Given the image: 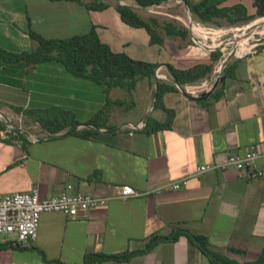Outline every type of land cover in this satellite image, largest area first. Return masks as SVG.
<instances>
[{"label":"crops","instance_id":"1","mask_svg":"<svg viewBox=\"0 0 264 264\" xmlns=\"http://www.w3.org/2000/svg\"><path fill=\"white\" fill-rule=\"evenodd\" d=\"M120 1L0 0V48L13 53L32 50L30 29L47 38L95 30L116 52L133 58L152 53L136 59L159 63L171 76L169 65L217 67L214 51L194 44L189 30L184 35L166 28L169 23L187 28L185 18L174 9L159 16L160 23L151 22L156 31L152 40L147 28L122 19ZM205 1L219 8L240 4L249 15L257 14L255 0ZM99 3L105 6L96 7ZM180 6L189 9L184 1ZM137 11L146 20L150 17L146 9ZM215 21L206 24L229 23L226 18ZM225 68L211 95L194 98L176 88L163 91L157 102L155 76L139 80L130 98L125 89L108 90L74 76L57 61L28 70L24 61H6L0 55V110L18 117L24 112L17 108L63 109L82 123L78 130L92 131L68 134V126L36 143L26 137H0V194L38 189L42 197H49L72 185L74 192L109 198L76 219L62 212L42 213L36 240L7 243L0 248V264H85L89 253L122 255L143 249L154 234L168 236L181 230L207 236L212 249L238 263L257 260L264 250V178L228 168L193 176L179 190L126 200L114 197L123 185L150 191L190 174L200 164L225 161L230 153L257 151L256 165L264 169V45L254 54L233 58ZM213 71L202 80L211 78ZM108 98L121 102L110 103L98 126L86 125ZM139 122L145 123L143 129L128 126ZM97 264L215 263L191 238L181 235L129 259Z\"/></svg>","mask_w":264,"mask_h":264},{"label":"trees","instance_id":"2","mask_svg":"<svg viewBox=\"0 0 264 264\" xmlns=\"http://www.w3.org/2000/svg\"><path fill=\"white\" fill-rule=\"evenodd\" d=\"M80 1L81 0H77ZM139 5L138 8L119 4L118 10L122 19L129 25L135 27H145L150 31V34L156 40V31L152 28L150 22L146 20L137 9H145L154 4H160L169 0H135ZM188 4L189 10L199 21L203 23L217 22L219 18H226L230 24H237L249 22L256 16H264V0H255L257 6V14L249 15L247 9L243 5H235L233 7H217L216 4H209L207 1L191 2L183 0ZM93 7L91 4H87ZM105 5L99 3L96 5L102 8ZM221 24V23H218ZM168 30L171 28L177 29L178 32L186 35L188 29L182 26H175L169 23L166 27ZM30 36L33 41L32 50H24L18 53L8 52L0 48V55L6 61L21 62L27 64L28 70H32L39 63L45 61H57L62 63L74 76L86 78L103 84L108 90L120 87L127 91L128 97H133L137 83L143 78H152L155 76L156 68L160 66L159 63L148 62L140 59L133 58L132 56L116 52L112 47L102 41L95 30L86 34H78L66 38H47L38 32L30 29ZM220 56L219 51H214V60L218 61ZM226 68H224L225 70ZM169 70L172 74L173 81H158V96L157 102L160 100L161 94L165 90L176 89L175 83L196 84L203 78L210 75L214 70V65L197 64L187 69H179L169 65ZM121 102L120 100L107 99L105 106L96 113L86 125L98 126L97 121L105 117L109 111L110 103ZM18 112H24L27 122L29 120L38 121L41 126L52 133L59 132L69 126L68 134H82L88 135L92 131L90 129L78 130V126L82 123L77 121L73 114L69 111L58 109L56 112L50 110H28L24 111L17 108ZM3 124L0 122V128ZM160 127L155 126L154 129ZM181 235H187L191 238L215 264H264V250L260 257L252 262L238 263L234 260L227 258L223 253L212 249L209 238L202 234H195L185 230L178 231L174 234L163 236L154 234L150 237L148 243L143 249L127 252L122 255H108L103 253H89L86 256L85 264H97L102 261L110 260L113 258L129 259L132 256L146 252L156 247L164 241H175ZM7 243H0V248ZM9 244H14L9 242ZM61 263V262H60ZM64 264V263H61Z\"/></svg>","mask_w":264,"mask_h":264},{"label":"built area","instance_id":"3","mask_svg":"<svg viewBox=\"0 0 264 264\" xmlns=\"http://www.w3.org/2000/svg\"><path fill=\"white\" fill-rule=\"evenodd\" d=\"M171 2L183 3V0H169L145 9L156 13L159 8L168 6ZM120 4L137 5L135 2L132 5L125 0H121ZM188 12L190 16L186 26L190 31L193 43L209 51H216L217 48L223 50L219 60L221 63L210 79H204L199 84L181 85L175 83L178 90L188 93L191 97L200 98L203 95H211L217 89L222 78L221 68L224 70L228 63L223 65L229 57L233 59L254 54L260 46L264 45V16L243 25L236 31H230L196 20L189 9ZM155 77L161 81L173 80V77L164 71L163 66L156 68ZM0 121L3 124L0 128V137L4 139L19 140L26 137L28 141L36 143L48 139L52 134L38 121L29 120L27 122L24 114L14 117L0 110ZM128 126L133 130H139L145 127V123L139 122ZM258 157L259 153L254 150L247 151L245 154L230 153L225 161L200 164L190 174L178 180L161 184L150 191L140 192L129 184L123 185L114 197L126 200L147 193L159 194L165 191L179 190L188 185L193 176L228 168L246 171L249 177L264 178V169H260L256 165ZM108 199V197L96 196L89 192H74L72 185H68L66 190L49 197H42L38 189L0 194V243L12 242L23 245L35 241L38 236L41 215L44 212H62L67 217L76 219L88 209L105 205Z\"/></svg>","mask_w":264,"mask_h":264},{"label":"rangeland","instance_id":"4","mask_svg":"<svg viewBox=\"0 0 264 264\" xmlns=\"http://www.w3.org/2000/svg\"><path fill=\"white\" fill-rule=\"evenodd\" d=\"M125 1H127V0H125ZM129 1V0H128ZM132 5L134 4V2H130ZM183 3H177V2H171L170 3V5H165L164 7H162V8H159L158 10H157V12L156 13H151V12H149V11H147L146 10V12L147 13H149L150 14V17H148V21L150 22V24H151V26L153 25L151 22H154V21H156V22H158V23H160V19L161 18H158L159 16H164V15H167V13H170L171 12V10L172 9H174L175 10V12H176V14H178V15H180V16H183L184 18H185V22H186V24H188V21H189V12H188V9L187 8H185V7H183V6H180V5H182ZM140 12H143L142 10L140 11ZM193 17H194V15H193ZM155 18V19H154ZM260 18V17H259ZM197 20V19H196ZM254 21V20H253ZM252 22V21H251ZM250 23V22H249ZM183 24H185V23H180V25H183ZM246 24H248V23H245V24H236V25H234V24H230V23H223V24H212V26H214V27H219V28H224V29H227V30H233V31H236L238 28H240V27H242L243 25H246ZM209 25H211V24H209ZM153 28V27H152ZM142 31H145V30H143L142 29ZM160 31L158 30L157 31V33H159ZM110 42H112V45L114 46V48L116 49V50H118L117 48V45H115L116 43L114 42V41H110ZM216 51H219V53H220V56H219V59H218V64H217V67L214 69V71H213V75H214V72H215V70L218 68V66H219V64L221 63L219 60H220V58H221V55H222V53H223V50L221 49V48H217V50ZM128 52H131V50H128ZM150 53V52H149ZM132 54H134V53H132ZM151 54L152 53H150V54H148L147 52L146 53H141V54H139V55H133L135 58L137 57V56H139L140 58L141 57H148V56H151ZM153 55V54H152ZM132 56V55H131ZM166 57V56H165ZM230 62V61H229ZM223 71L224 70H222L221 71V73L223 74ZM210 79V78H209ZM212 80V79H211ZM200 83V82H199ZM199 83H196V84H199Z\"/></svg>","mask_w":264,"mask_h":264},{"label":"water","instance_id":"5","mask_svg":"<svg viewBox=\"0 0 264 264\" xmlns=\"http://www.w3.org/2000/svg\"><path fill=\"white\" fill-rule=\"evenodd\" d=\"M186 3V2H185ZM186 5L188 6V4L186 3ZM231 57H229L228 59H227V61L224 63V65L223 66H225L229 61H231ZM221 71H222V68H221ZM210 94H207V95H203V96H201L200 98H205V97H207V96H209Z\"/></svg>","mask_w":264,"mask_h":264}]
</instances>
